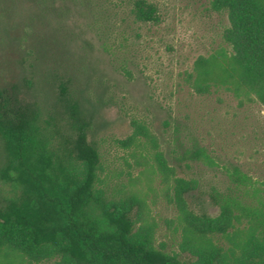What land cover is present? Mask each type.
<instances>
[{"label":"trees","instance_id":"obj_1","mask_svg":"<svg viewBox=\"0 0 264 264\" xmlns=\"http://www.w3.org/2000/svg\"><path fill=\"white\" fill-rule=\"evenodd\" d=\"M211 8L228 16L225 46L199 57L188 82L197 95L224 89L241 105L264 106V0H212ZM159 12L149 0L131 1L138 22L158 23ZM58 88V103L46 119L18 84L0 88V264H264L263 197L236 177V187L202 191L200 180L177 170L191 168L197 156L171 164L158 135L133 119L131 135L118 143L145 157L151 181L162 179L176 210L171 226L181 235L179 253L156 245L146 193L133 188L136 181L128 190L101 184L92 120L67 82ZM207 202L216 215L207 212Z\"/></svg>","mask_w":264,"mask_h":264},{"label":"rangeland","instance_id":"obj_2","mask_svg":"<svg viewBox=\"0 0 264 264\" xmlns=\"http://www.w3.org/2000/svg\"><path fill=\"white\" fill-rule=\"evenodd\" d=\"M131 1L95 0L89 7L0 0V88L18 84L46 119L58 103L60 83L67 82L92 120L90 137L104 167L101 184L128 190L136 181L133 188L147 195L156 245L179 253L181 235L170 223L176 210L162 179L151 181L145 157L118 142L138 119L158 135L171 164L197 156L191 168L177 170L200 180L202 191L236 187V177L264 200V106L241 105L224 89L197 95L187 80L199 57L225 46L228 16L213 11L212 0H149L159 8L158 23L136 21ZM204 206L218 213L208 202Z\"/></svg>","mask_w":264,"mask_h":264}]
</instances>
